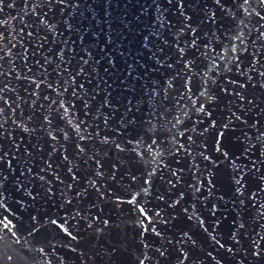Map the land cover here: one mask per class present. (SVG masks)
<instances>
[{
	"label": "snow or ice",
	"instance_id": "snow-or-ice-1",
	"mask_svg": "<svg viewBox=\"0 0 264 264\" xmlns=\"http://www.w3.org/2000/svg\"><path fill=\"white\" fill-rule=\"evenodd\" d=\"M0 264H264V0H0Z\"/></svg>",
	"mask_w": 264,
	"mask_h": 264
}]
</instances>
